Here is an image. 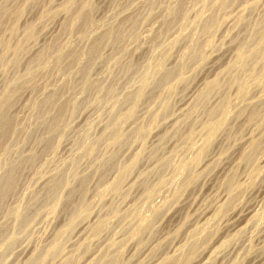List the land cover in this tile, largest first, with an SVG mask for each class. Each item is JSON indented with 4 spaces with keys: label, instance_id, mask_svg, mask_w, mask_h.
Masks as SVG:
<instances>
[{
    "label": "rangeland",
    "instance_id": "1",
    "mask_svg": "<svg viewBox=\"0 0 264 264\" xmlns=\"http://www.w3.org/2000/svg\"><path fill=\"white\" fill-rule=\"evenodd\" d=\"M218 1L0 0V264H264V0Z\"/></svg>",
    "mask_w": 264,
    "mask_h": 264
},
{
    "label": "bare ground",
    "instance_id": "2",
    "mask_svg": "<svg viewBox=\"0 0 264 264\" xmlns=\"http://www.w3.org/2000/svg\"><path fill=\"white\" fill-rule=\"evenodd\" d=\"M225 4H226V2H225V0H219L218 1V5H217V8L218 9H222V8H224L225 7ZM173 8V7H172ZM17 10H19V9H17ZM169 10V9H168ZM175 11V9H173V10H171L170 11V13L169 14H171L172 15V13ZM177 11V10H176ZM15 12V11H14ZM13 12V13H14ZM18 12V11H17ZM20 13H21V11H19ZM84 12V11H83ZM178 12V11H177ZM80 13V12H79ZM176 13V12H175ZM17 14H19V13H15L13 16H15L16 17V15ZM84 15V13H80V15H78V13H77V15L78 16H83ZM86 14V13H85ZM179 14V13H178ZM76 15V16H77ZM17 16H19V15H17ZM87 16V15H86ZM173 16H175V14L173 15ZM84 17H85V15H84ZM81 18L80 20H82L83 21V24L84 25H86L87 24V20L85 19V18ZM77 18H79V17H77ZM13 19H14V17H13ZM88 19V18H87ZM16 20V19H15ZM211 23V22H210ZM209 23V24H210ZM264 28V27H263ZM29 33H30V31H29ZM108 33V32H107ZM106 33V34H107ZM106 34L104 35L105 37H106ZM108 35V34H107ZM112 35V34H111ZM115 35V34H114ZM253 36H254V34H253ZM103 37V36H102ZM104 38V37H103ZM102 39V38H101ZM107 39V38H106ZM100 40V39H99ZM103 40V39H102ZM102 40H100V41H102ZM252 40H253V43H254V45H255V50H254V52L253 53H251V54H248V56H253L254 57V55H260L263 51H264V35H263V31H260V33L259 32H257L256 34H255V36L252 38ZM103 42V41H102ZM98 43L99 42H95V43H93L91 46L92 47H94V48H96V49H98L97 47H98ZM101 44V43H100ZM242 44V43H241ZM99 47H100V45H99ZM241 47H243V44L239 47V49H241ZM91 50V49H90ZM94 49H92V51H93ZM95 52V51H94ZM94 52L92 53V54H94ZM96 53H97V51H96ZM197 55V51H196V49H194V50H192V53H191V56H196ZM248 56L247 55H245V53H241V52H239V57H238V59H239V61L240 62H246L247 61V59H248ZM191 59V58H190ZM192 59H194V58H192ZM163 62V61H162ZM158 65V64H157ZM161 66V64H159L158 65V67H160ZM155 68V67H154ZM185 68V67H184ZM154 70V69H153ZM152 70V71H153ZM156 70H157V67H156ZM155 70V71H156ZM182 71L183 70V67L182 68H180L179 69V71ZM157 73V72H156ZM170 73V72H169ZM169 73L168 74H165V76H164V78H163V81H165V82H167L170 78L172 79V77L171 76H174V75H169ZM185 73V72H184ZM152 75V74H151ZM154 76V75H153ZM176 76V75H175ZM182 76H180V72L177 74V81H179L180 82V80L182 79L181 78ZM174 78V77H173ZM148 79V78H147ZM149 79H150V77H149ZM184 79V78H183ZM173 81H174V79H172ZM171 80V81H172ZM170 81V80H169ZM176 81V80H175ZM146 85V82L145 81H143L142 83H141V87H140V90L138 91V93L136 94V97H138L140 94H141V89L142 88H144V86ZM215 87H216V82L215 81H212V82H210L207 86H205L201 91H200V93H199V96H198V100L199 99H201L200 101L201 102H203V101H206L207 100V98L209 97V95L212 93V91L215 89ZM128 97H130V96H128ZM125 99H126V97H125ZM131 98H129V100H130ZM128 100V101H129ZM199 101V102H200ZM10 102V99H9V97H3L1 100H0V129H1V132L4 134L5 132H6V130L8 129V127H9V122H8V119H7V117H6V115H5V109H6V106L8 105V103ZM50 102V101H49ZM255 107V106H254ZM60 109V108H59ZM62 109V108H61ZM60 109V110H61ZM62 111H60V113H61ZM58 114V113H57ZM256 116V113H255V111L254 110H251V112H250V114H249V118H254ZM248 117V116H247ZM61 119H62V115H56V117L52 120V125H58V123L61 121ZM251 120V119H250ZM113 127H114V125L112 126V130H113ZM114 130H115V128H114ZM8 132V131H7ZM137 134H141V129L140 130H138L137 132H136ZM114 137H117L116 136V134H115V132H114ZM249 147H250V152H254L256 149H257V144L256 143H253L252 141L249 143ZM251 153H249V155H250ZM249 155H247V156H245L244 157V159L245 160H249ZM115 164V163H114ZM113 165V164H112ZM113 167V166H112ZM116 167V166H115ZM119 178H118V181H121L123 178H124V176H125V171H122L119 175ZM15 180V175H14V172H13V170H8V172L6 173V175H5V177L3 178V179H0V200H1V198L10 190V188L14 185V181ZM232 181V178H230L229 179V182H231ZM56 182V181H55ZM55 182L53 183V186L51 187L52 189H50V191L52 192V190L56 187V184H55ZM64 183V182H63ZM55 186V187H54ZM114 188H117V186H115ZM55 191V190H54ZM58 191V190H57ZM56 191V192H57ZM80 192V191H79ZM59 193V192H58ZM83 193V192H82ZM52 195H56V193H52ZM51 195V196H52ZM51 196H49V197H51ZM56 196H58V195H56ZM55 197V196H54ZM59 197V196H58ZM58 197H56V199L58 198ZM55 199V200H56ZM55 200H53V201H55ZM53 203H56V201L55 202H53ZM1 205H2V203H1ZM251 209V208H250ZM235 210H237V209H235ZM240 210V209H239ZM245 210V209H244ZM247 211L248 212H250V210H248L247 209ZM236 211H234L233 210V212H232V217L230 216V218H232V219H234L235 221H233L232 222V220H231V222L233 223L232 225H231V227H237V226H239L241 223H243V220H244V218H246L247 216H245V215H243V213H235ZM246 212V211H245ZM247 212V213H248ZM230 213V212H229ZM247 215V214H246ZM229 216V215H228ZM245 216V217H244ZM24 218H25V213H23V214H20V215H18V216H16L15 217V221H16V223L17 224H19V223H22V221L24 220ZM70 221H69V224L70 225H72L73 224V219L71 218V219H69ZM228 220H229V217H228ZM228 220H226V221H228ZM247 220V219H246ZM249 221V220H248ZM229 223V222H228ZM226 224V223H225ZM229 225V224H228ZM243 225V224H242ZM230 227V228H231ZM144 229H145V227H143ZM142 228V229H143ZM229 229V228H228ZM231 229H233V228H231ZM230 229V230H231ZM228 231V230H227ZM260 232H262L263 233V231H260ZM247 233V232H246ZM257 234V233H256ZM264 234V233H263ZM258 235V234H257ZM260 235H262V234H260ZM260 235H258V236H260ZM61 237V236H60ZM256 237V236H255ZM58 238H59V236L57 237V241H58ZM260 238H262V236H260ZM251 239H252V237H251ZM254 239V238H253ZM257 239H258V237H257ZM264 239V238H263ZM262 240V239H261ZM4 241V243L7 245V246H9V244L11 245V240H3ZM260 241V240H259ZM257 242H258V240H257ZM256 242V243H257ZM261 242V241H260ZM262 242H263V240H262ZM5 245V246H6ZM58 248H59V246H57V247H55V248H53L52 250H51V253H49V255H54L57 251H58ZM44 258V257H43ZM40 259V258H38V257H32L31 258V261L32 262H34V261H40V262H42L44 259ZM258 260V259H257ZM263 260V259H262ZM259 261V260H258ZM261 263H262V261H260ZM108 264H120V261L118 260V259H114V260H112V261H110ZM258 264V263H257ZM263 264V263H262Z\"/></svg>",
    "mask_w": 264,
    "mask_h": 264
}]
</instances>
